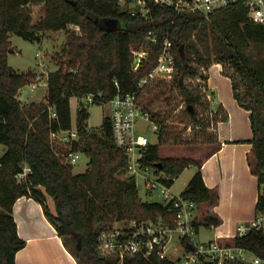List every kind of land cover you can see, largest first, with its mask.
<instances>
[{"label":"trees","instance_id":"obj_1","mask_svg":"<svg viewBox=\"0 0 264 264\" xmlns=\"http://www.w3.org/2000/svg\"><path fill=\"white\" fill-rule=\"evenodd\" d=\"M246 1L239 0L209 17L176 18L169 10L155 9V16L169 17L163 23L178 44L177 72L171 80L158 79L140 89L139 83L153 69L159 51L151 53L138 72H132V50L142 48L150 26L130 18L118 0H0V143L6 147L0 157V264H16L18 251L26 246L13 215L14 204L22 196L43 205L65 245V237L77 241L76 252H71L79 264H118L97 251L99 233L116 221L164 217L174 224L173 204L143 201L135 178L126 175L127 154L115 141L111 118H104L99 131L90 128V112L81 101L90 94L95 95L93 104H107L117 94L137 92L143 107L160 124L157 143L148 146L144 163L157 173L176 179L188 167L197 166L198 171L182 195L197 204L217 203L216 190L206 186L203 161L164 155L161 150L170 138L174 137V143H196L200 135L215 141L206 157L219 150L218 125L229 120V113L221 103L214 108L217 97L209 89L208 79L215 63L222 64V73L232 79L238 104L251 112L254 159L250 158L249 163L263 188L259 191L256 215L264 212V24L249 19ZM37 5H45V12L34 22L33 7ZM106 18L141 28L108 31L101 28ZM72 25L80 27V31H70ZM59 30L67 32V39L59 54L58 69L48 75L45 100L21 101L20 90L31 84L36 74L19 72L9 65L10 36L17 34L40 43L46 31ZM181 46L183 55L179 52ZM72 98L79 100L75 125L79 137L65 145L53 141L51 133L73 128ZM161 98L165 109L159 106ZM180 109L187 115L183 129L195 137L185 139L175 128L173 117ZM209 129L213 132L208 135ZM70 151L90 158L85 172L73 173L74 165L64 157ZM160 163L161 168L156 166ZM25 165L32 172L25 182H18L16 175ZM48 198L54 203V211ZM218 221L207 212L196 225L199 228ZM79 239L82 250L77 248ZM230 243L264 258L262 231L252 230ZM183 245L187 251L193 249L190 239H184ZM125 264L173 263L158 257L147 260L136 256Z\"/></svg>","mask_w":264,"mask_h":264},{"label":"built area","instance_id":"obj_2","mask_svg":"<svg viewBox=\"0 0 264 264\" xmlns=\"http://www.w3.org/2000/svg\"><path fill=\"white\" fill-rule=\"evenodd\" d=\"M239 0H118L119 6L130 18L142 25L150 26L145 42L140 49H133L132 72H138L148 61L151 53L159 51L157 60L151 72L144 77L139 88L158 80H171L177 72L176 50L178 44L172 37L171 31L164 26L169 17L155 16V9L171 11L176 18L187 15H199L209 17L216 11L227 8ZM246 6L249 9L248 17L251 21L264 24V0H248ZM175 18V19H176ZM175 19L172 20L174 23ZM120 21V20H119ZM124 22V28L132 31L140 27L134 23ZM180 52V48H179ZM43 78L40 76L30 85L35 90ZM118 86V82L115 81ZM102 96V93H99ZM88 103L95 99L94 94L86 97ZM112 114L109 116L113 125L114 137L117 145L127 154L126 175L134 177L136 182L143 178L145 187L149 193L160 191L165 196L163 204L172 203L175 209L174 224L171 225L167 218L160 217L157 220H120L111 226L104 228L98 235L97 251L100 256L117 260L118 264H125L136 256L147 260L154 257L168 259L173 264H246L253 260L256 264H264V258L254 257L253 253L243 247L232 245V239H214L201 241L198 239L199 229L196 223L200 221L198 204L185 198L182 194L172 192L171 183L176 178L157 173L153 167L144 163L145 152L152 142L149 137L137 131V120H143L151 124L153 132L160 130V124L153 118L150 111L146 110L138 93L126 95L117 94L108 103ZM53 116H56L53 113ZM79 137L76 126L70 130H61L51 133V139L61 144H70ZM79 154L68 152L64 154L67 162L74 165L78 162ZM32 172L31 167L25 165L23 170L16 175L18 182H25ZM153 172V177L150 173ZM264 185V184H263ZM138 186V183H137ZM139 187V186H138ZM252 230L262 231L264 234V212L251 220L238 225L234 238H242ZM178 236V243L182 249L179 256L168 255L171 237ZM184 239H190L193 249L187 251L183 245ZM255 255V254H254Z\"/></svg>","mask_w":264,"mask_h":264},{"label":"crops","instance_id":"obj_3","mask_svg":"<svg viewBox=\"0 0 264 264\" xmlns=\"http://www.w3.org/2000/svg\"><path fill=\"white\" fill-rule=\"evenodd\" d=\"M222 70L223 66L220 63L210 67L208 86L217 97L216 103L223 104L227 109L229 120L219 123L220 148L212 156L204 158L202 171L206 186L216 187L212 190L220 193V197L222 190H226L224 187L226 184L229 191L236 190V183L243 187L242 206L235 213H224L221 206H215L218 202L212 205L214 208L209 206L210 210H207L219 219L210 227L215 228L218 224L224 227L219 235L227 241L234 238L240 222H250L256 217L259 181L258 176L252 173L249 163L253 154V144L250 140L254 136L251 112L238 104L234 97L232 79L225 76ZM242 177L243 182L240 184L239 180ZM220 199L223 200V197ZM213 210H216V214L221 215V218ZM13 215L19 235L26 240V246L16 255V264H79L46 216L41 203L31 197L22 196L14 204ZM202 216L200 218H203ZM218 236L210 240L223 239Z\"/></svg>","mask_w":264,"mask_h":264},{"label":"rangeland","instance_id":"obj_4","mask_svg":"<svg viewBox=\"0 0 264 264\" xmlns=\"http://www.w3.org/2000/svg\"><path fill=\"white\" fill-rule=\"evenodd\" d=\"M33 18L34 22L39 20L44 15L45 5H37L33 7ZM124 25V22L120 23V26ZM70 31H80V27L72 25L70 26ZM67 32L64 30L59 31H46L43 37L42 42H31L25 40L21 36L17 34H12L10 36V49H12L9 53L8 62L9 65L12 66L19 72H31L36 74V79L40 76L43 78V82L33 90L31 85H27L20 90L19 99L23 102H42L45 100V96L48 90V75L50 72L58 69L59 64L61 63L60 55L63 51V47L66 44ZM33 81V82H34ZM165 98V97H162ZM159 100V106L163 109L166 108L165 101ZM81 101L87 106L90 112V118L88 120V124L90 128L93 130L99 131L103 120L105 117H109L112 114L111 108L107 104H93L88 103L86 98L81 99ZM79 100L77 98H72L71 106H72V119L73 125H76L77 120V110H78ZM182 106V103L179 107ZM217 103L214 105L216 108ZM187 118L186 112L180 109L175 116L173 117V122H175L174 126L179 131L182 132V136L185 139L195 137V134L191 131H185L184 124L182 123ZM137 131L141 132V134L146 135L150 138L152 142L157 143V135L153 132L151 124L149 122L139 118L137 120ZM179 131V132H180ZM212 134V129L207 130ZM198 142L196 143H186V141H179L178 143H174V137L169 139L167 143H163L161 150L164 155L168 156H177V157H189L193 158L196 161L202 162L207 154L211 151L212 146L214 144V139H209L206 135H200ZM171 140V141H170ZM211 141V142H208ZM6 147L5 145L0 143V157L5 153ZM251 159H254V155L252 154ZM90 158L84 154H79L78 162L73 166V173L79 174L85 172L89 167ZM198 171L197 166L188 167L175 181V183L171 186V190L174 194L180 195L187 188L189 182ZM153 172L150 173V176L153 177ZM243 177L240 178L239 183L242 184ZM137 183L139 186L140 196L145 202H165V196L160 191H155L153 193H149L147 188L145 187V183L143 178L137 179ZM222 190V196L220 197V193H218V203L215 205L216 207L219 205L221 209L226 214L235 213L236 210L241 208V196L243 194V187L236 183V190L229 191L227 188V184ZM209 188V187H208ZM210 189H216L210 188ZM263 188L258 186V191H262ZM215 191V190H214ZM223 197V200L220 199ZM48 205L54 211V203L51 198H48ZM213 204L203 203L198 204L197 211L199 214L207 212L210 210L209 206ZM214 206V207H215ZM213 207V206H212ZM213 207V208H214ZM1 211V208H0ZM213 212L216 214V210ZM221 218V215L216 214ZM204 216V215H203ZM202 216V217H203ZM236 218V217H234ZM200 221H203V218H200ZM242 223V222H240ZM224 227H221L219 224L215 228H211L205 224H202L200 227V233L198 239L201 241L213 239L215 236H218L220 232H222ZM218 237L223 238V236L219 235ZM66 246L71 250L76 252V240L71 237H65ZM224 239V238H223ZM171 244H169L168 255L170 257H175L178 254H181V247L178 243V236L173 235L171 237ZM254 257H257L253 254ZM246 264H256L253 260L248 261Z\"/></svg>","mask_w":264,"mask_h":264},{"label":"water","instance_id":"obj_5","mask_svg":"<svg viewBox=\"0 0 264 264\" xmlns=\"http://www.w3.org/2000/svg\"><path fill=\"white\" fill-rule=\"evenodd\" d=\"M120 21L116 18H106L104 19L102 22H101V28L102 29H105V30H115L117 28H123L124 25L122 24V26H120ZM180 53L181 55H183V47L181 46L180 48ZM190 109L193 110V108L190 106ZM156 166L158 167H162V164H157ZM82 246H83V242L81 239L78 240V243H77V248L78 250H82Z\"/></svg>","mask_w":264,"mask_h":264}]
</instances>
